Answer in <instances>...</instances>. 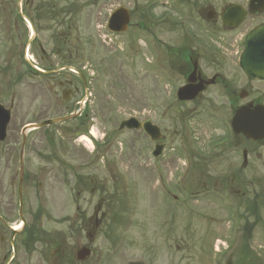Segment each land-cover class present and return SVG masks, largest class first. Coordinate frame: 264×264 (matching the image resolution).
I'll use <instances>...</instances> for the list:
<instances>
[{"label": "rangeland", "instance_id": "rangeland-1", "mask_svg": "<svg viewBox=\"0 0 264 264\" xmlns=\"http://www.w3.org/2000/svg\"><path fill=\"white\" fill-rule=\"evenodd\" d=\"M152 1L138 0L134 7L132 0H126L132 21ZM155 1L157 15L164 8L160 7L162 0ZM120 2L123 0L59 3L65 12V60L76 68L90 65L95 73L92 95L84 107L89 115L79 126H89L90 142L82 136L73 138L74 128L80 123L74 120L27 134L24 171L30 179L25 183L23 216L27 230L35 225L40 242L33 241L25 251L20 244L26 231L16 237L11 264H47L53 248L48 243L60 245L64 264H70L75 261V251L88 244L80 226L89 218L97 220L98 229L92 255L80 264L136 260L143 264H264V166L255 162L251 171L237 173L235 155L217 152L219 105L209 111L208 105L169 104L170 88L159 70L150 65L154 56L150 37L140 35L138 58H125L128 43L105 31L104 13ZM47 26L39 43L49 53L58 47L55 33L59 29L55 22ZM170 39L167 32L161 35L162 41L168 43ZM7 69L0 73V101L6 105L8 86L17 76L13 65ZM68 77L77 82L74 75ZM21 80L14 88L17 108L10 123L14 132L7 137L9 142L0 145V214L14 228L21 225L16 198L21 143L18 128L77 113L82 98L80 87L78 95L63 101L57 113L53 99L36 79ZM193 106L196 112L184 118ZM129 117L159 127L160 143L164 145L160 159L151 157L153 144L141 131L118 129ZM81 182L86 188L81 189ZM236 189L240 191L236 193ZM232 211L238 213L233 217L237 221L229 218ZM253 222L247 232V224ZM1 237L0 264H5L3 258L11 254L10 233L0 225ZM230 241L233 246L218 258L217 252L227 249Z\"/></svg>", "mask_w": 264, "mask_h": 264}, {"label": "flooded vegetation", "instance_id": "flooded-vegetation-1", "mask_svg": "<svg viewBox=\"0 0 264 264\" xmlns=\"http://www.w3.org/2000/svg\"><path fill=\"white\" fill-rule=\"evenodd\" d=\"M60 2L0 0V71L11 69L13 65L17 71L23 67L27 77L38 78L53 98L57 113L63 107L65 86L71 91L70 97L78 95L81 87L84 98L85 91H90L92 85L91 79H80L74 84L59 70L64 67L62 29L65 13ZM137 2L133 0L135 7ZM157 3L152 1L151 20L135 17V21L130 20L126 32L117 35L128 43L125 58L132 61L139 57L137 45L140 35L146 33L155 51V66L162 78L167 77L170 100L180 105H208L209 111L213 105H219L216 116L221 132L217 138V152L235 155L239 165L237 173L246 169L251 171L255 162L264 166V79L252 76L239 65L244 40L264 27V0H162L160 7L164 9L155 15ZM120 6H127L126 0ZM111 13L108 9L104 19L107 20ZM48 22H55L59 29L55 33L58 47L49 53L39 43L48 31ZM165 32L170 34L168 43L161 40ZM69 52L68 49L67 54ZM182 87L189 88V93L195 95L192 100L177 101L176 92ZM8 107L11 112L16 110L17 98L12 97ZM196 109L190 107L185 114L190 117ZM80 116L87 117L83 113ZM250 122L255 124V130L259 129L253 138L250 135L254 129L248 132L244 128ZM10 123L11 120L6 129L7 136L14 132ZM29 179L30 176L24 175L23 188ZM82 184L81 189L86 188L85 183ZM0 221L6 230L12 229ZM25 222L26 231V219ZM29 223L32 225L31 219ZM89 227L81 225L82 232ZM49 247L53 248L47 264H63L65 257L61 246Z\"/></svg>", "mask_w": 264, "mask_h": 264}, {"label": "water", "instance_id": "water-1", "mask_svg": "<svg viewBox=\"0 0 264 264\" xmlns=\"http://www.w3.org/2000/svg\"><path fill=\"white\" fill-rule=\"evenodd\" d=\"M128 21V16H127V12L125 10H121L115 13L114 17L112 18V26L114 27L113 29L116 31H123L125 29L126 23ZM254 42V40L252 41ZM252 42H248L249 44H251ZM248 43L245 45V51L243 53V57L241 60V65L248 67L249 64H251V62L253 61V59H263L264 57V52L262 51V49H257V51H261L260 53L257 51H253L252 47L248 46ZM252 53H251V52ZM259 63V62H256ZM257 72V71H256ZM190 98V97H187ZM183 99V98H182ZM64 120V119H62ZM59 120H55V121H49L44 123L43 125H47V124H51V123H55L58 122ZM0 123H2V127H1V131L3 130L5 124H6V117H4L1 113H0ZM126 127L128 129H139V128H143L144 131L147 133V135L152 139V140H157L160 136H159V131L156 127L151 126L149 123H145V124H139L138 122H136L135 120H129L125 123L121 124L120 128ZM255 124L254 123H248L246 124V130L250 129L256 132L255 130ZM1 137L3 136V132L0 133ZM161 148H156L154 155L157 156L160 153ZM20 176H22V171L20 172ZM20 184H21V178H20ZM19 197H21V193L19 190ZM21 212V211H20ZM13 236L17 234V232H13L12 233ZM89 255V251L86 249H81L78 251L77 253V259L78 260H84L87 256Z\"/></svg>", "mask_w": 264, "mask_h": 264}]
</instances>
